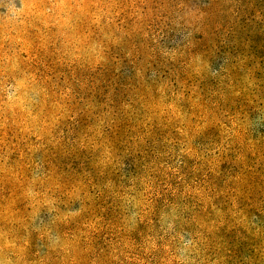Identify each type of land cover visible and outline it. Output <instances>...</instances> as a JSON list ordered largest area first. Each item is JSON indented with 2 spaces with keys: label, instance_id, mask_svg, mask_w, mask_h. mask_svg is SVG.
<instances>
[{
  "label": "rangeland",
  "instance_id": "374dc122",
  "mask_svg": "<svg viewBox=\"0 0 264 264\" xmlns=\"http://www.w3.org/2000/svg\"><path fill=\"white\" fill-rule=\"evenodd\" d=\"M0 264H264V0H0Z\"/></svg>",
  "mask_w": 264,
  "mask_h": 264
}]
</instances>
